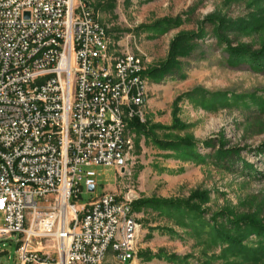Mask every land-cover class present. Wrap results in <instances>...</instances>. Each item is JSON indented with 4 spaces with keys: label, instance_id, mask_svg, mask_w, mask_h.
Returning <instances> with one entry per match:
<instances>
[{
    "label": "rangeland",
    "instance_id": "obj_1",
    "mask_svg": "<svg viewBox=\"0 0 264 264\" xmlns=\"http://www.w3.org/2000/svg\"><path fill=\"white\" fill-rule=\"evenodd\" d=\"M88 3L113 54L138 56L148 72L162 71L170 59L176 68L157 79L144 75L147 100L138 111L146 132L128 128L132 149L124 171L91 167L97 185L79 202L106 192L139 201L132 208L140 224L138 252L129 264H250L222 253L212 225L264 224V154L257 153L264 147V110L256 105L264 106V72L227 62L229 47H263L264 0ZM193 33L204 38L176 43ZM172 49L180 54L172 58ZM187 140L193 145L163 146ZM222 150L239 153L231 166L218 157ZM19 238L0 240V264H16ZM114 252L110 245L103 264H120Z\"/></svg>",
    "mask_w": 264,
    "mask_h": 264
},
{
    "label": "built area",
    "instance_id": "obj_2",
    "mask_svg": "<svg viewBox=\"0 0 264 264\" xmlns=\"http://www.w3.org/2000/svg\"><path fill=\"white\" fill-rule=\"evenodd\" d=\"M104 33L82 0H0V240L20 236L16 264H103L124 200H79L97 185L91 167L124 171L117 112L130 102L140 116L146 72L138 56L118 53L116 83H106ZM31 56L39 63L26 68ZM126 236L116 263L138 252Z\"/></svg>",
    "mask_w": 264,
    "mask_h": 264
},
{
    "label": "trees",
    "instance_id": "obj_3",
    "mask_svg": "<svg viewBox=\"0 0 264 264\" xmlns=\"http://www.w3.org/2000/svg\"><path fill=\"white\" fill-rule=\"evenodd\" d=\"M203 38L204 36L202 34H183L176 39V43L182 44L181 42H184V40L187 41V43L195 40L196 42H199V40H202ZM220 38L221 37L219 35V39ZM172 50V58L175 57L176 53L180 54L177 52V49ZM227 53V62L229 66L238 67L245 65L253 71L264 72V45L259 51H252L246 47L238 49L229 47L227 49ZM175 64L176 63L170 59V62L162 71H146L144 75L146 77L157 79V77L160 76V72L165 73L175 69ZM256 105H258L257 108H259V110H264L263 105L259 103ZM129 128L146 132L139 117H134L129 121ZM183 143H167L163 146L166 148L176 149L182 146L190 147L193 145V141L190 140L184 141ZM257 153L264 154V147L260 148ZM233 155L238 157L239 153L237 151L227 152L223 150L218 153L219 158L229 161V166L234 163V161L230 159ZM248 167L246 166V168ZM137 203L139 204V201H135L132 208L137 206ZM188 208L193 213H197V215L201 214L196 206L188 204ZM213 222L214 221H212V223ZM209 225L211 224L209 223ZM212 232L216 236L217 247L220 248L222 253L225 255H230L250 264H258L261 261H264V224L256 223L249 219H237L233 221L228 219L221 225L214 223L212 225ZM252 236H254L256 240L249 243Z\"/></svg>",
    "mask_w": 264,
    "mask_h": 264
},
{
    "label": "bare ground",
    "instance_id": "obj_4",
    "mask_svg": "<svg viewBox=\"0 0 264 264\" xmlns=\"http://www.w3.org/2000/svg\"><path fill=\"white\" fill-rule=\"evenodd\" d=\"M83 4H89L88 0H82ZM90 14L95 15L90 8ZM139 59V58H138ZM139 62H143L139 59ZM39 63V56H31L26 59V68H33L35 64ZM102 63H104V74L106 83H116L117 68H116V55L111 52L108 33L103 34L102 39ZM147 80L145 76L141 77V104H145L147 100ZM134 118V117H133ZM132 119V113L130 109V102H123V106H119V112H117V122L119 123L120 130H118V137H120V148L122 150L120 155V166L125 168L128 163V155L132 149V142L128 135L129 121ZM0 150H4V143L0 142ZM0 166H6V158L0 156ZM122 203V209L120 214H116L114 227H112L111 236L106 238V242L102 245V261L104 263L106 253L110 245H113L114 251H116L117 240L125 237V231L131 233V236H126V245H131V250H136L139 243L140 224L136 220L132 211L133 199L124 195L119 196ZM84 252H91V244H84ZM136 257V253L131 255V261ZM121 264V263H120Z\"/></svg>",
    "mask_w": 264,
    "mask_h": 264
},
{
    "label": "water",
    "instance_id": "obj_5",
    "mask_svg": "<svg viewBox=\"0 0 264 264\" xmlns=\"http://www.w3.org/2000/svg\"><path fill=\"white\" fill-rule=\"evenodd\" d=\"M94 190V188H90V192H92Z\"/></svg>",
    "mask_w": 264,
    "mask_h": 264
}]
</instances>
